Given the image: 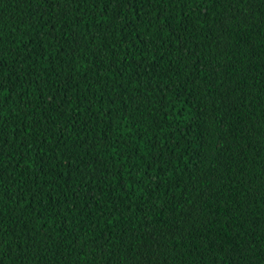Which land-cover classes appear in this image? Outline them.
Segmentation results:
<instances>
[{
	"label": "trees",
	"instance_id": "1",
	"mask_svg": "<svg viewBox=\"0 0 264 264\" xmlns=\"http://www.w3.org/2000/svg\"><path fill=\"white\" fill-rule=\"evenodd\" d=\"M0 264H264V0H0Z\"/></svg>",
	"mask_w": 264,
	"mask_h": 264
}]
</instances>
